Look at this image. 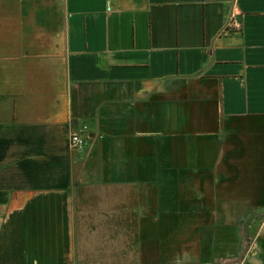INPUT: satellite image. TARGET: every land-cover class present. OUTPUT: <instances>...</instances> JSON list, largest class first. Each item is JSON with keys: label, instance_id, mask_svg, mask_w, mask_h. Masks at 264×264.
<instances>
[{"label": "crops", "instance_id": "crops-1", "mask_svg": "<svg viewBox=\"0 0 264 264\" xmlns=\"http://www.w3.org/2000/svg\"><path fill=\"white\" fill-rule=\"evenodd\" d=\"M0 264H264V0H0Z\"/></svg>", "mask_w": 264, "mask_h": 264}, {"label": "built area", "instance_id": "built-area-1", "mask_svg": "<svg viewBox=\"0 0 264 264\" xmlns=\"http://www.w3.org/2000/svg\"><path fill=\"white\" fill-rule=\"evenodd\" d=\"M233 25L235 27H238L239 26V24L237 22H234ZM68 141H69L70 146L73 147V148H78L82 144L81 137L75 131H70L69 132V134H68Z\"/></svg>", "mask_w": 264, "mask_h": 264}]
</instances>
